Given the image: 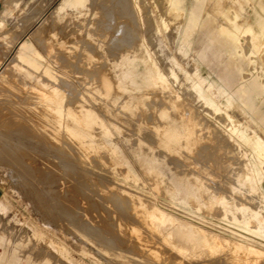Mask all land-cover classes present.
<instances>
[{"label":"rangeland","instance_id":"374dc122","mask_svg":"<svg viewBox=\"0 0 264 264\" xmlns=\"http://www.w3.org/2000/svg\"><path fill=\"white\" fill-rule=\"evenodd\" d=\"M121 1L0 0V264H264V0ZM196 63L216 96L184 79ZM194 175L245 210L189 198ZM160 211L219 242L181 241Z\"/></svg>","mask_w":264,"mask_h":264},{"label":"bare ground","instance_id":"6f19581e","mask_svg":"<svg viewBox=\"0 0 264 264\" xmlns=\"http://www.w3.org/2000/svg\"><path fill=\"white\" fill-rule=\"evenodd\" d=\"M91 1V0H90ZM112 1V0H111ZM116 1V0H115ZM118 1L119 0H117V3L115 2V4H120L121 5V3H118ZM123 1V0H122ZM121 1V2H122ZM128 1H130V0H128ZM107 2V1H106ZM110 2V1H109ZM132 2V1H131ZM104 3V2H103ZM125 3H126V0H125ZM125 3H123V5L125 4ZM157 3V2H156ZM99 4V3H98ZM100 4H102V3H100ZM99 4V5H100ZM104 4H106V3H104ZM112 4V3H111ZM114 4V5H115ZM64 5V4H63ZM122 5V6H123ZM126 5V4H125ZM128 5V4H127ZM130 5H131V3H130ZM133 5V4H132ZM204 5H205V3H204ZM16 6V5H15ZM106 6V5H105ZM105 6H104V8H105ZM107 6H108V4H107ZM106 6V7H107ZM109 6H110V4H109ZM113 6V5H112ZM117 7V6H116ZM125 7H127V6H125ZM252 7V6H251ZM12 8V7H11ZM124 8V7H123ZM122 8V9H123ZM128 8V7H127ZM120 9V8H119ZM103 10V9H102ZM108 10V9H107ZM109 10H111V9H109ZM124 10H126L127 11V9H125L124 8ZM160 10V9H159ZM10 11H11V9H10ZM111 11H113V10H111ZM133 11V10H132ZM176 11V10H175ZM107 12H110V11H107ZM115 12H116V10H115ZM114 12V14H116ZM118 12V11H117ZM125 12V11H124ZM11 13V12H10ZM123 13V12H122ZM126 13V12H125ZM6 14V13H5ZM105 14V13H104ZM103 14V15H104ZM112 13H110V15H111ZM131 14H133L132 12H131ZM106 15V14H105ZM125 17H128V16H126V15H124ZM123 16V17H124ZM77 17V16H76ZM108 17H112V16H109V14H108ZM114 17V16H113ZM120 17H122V16H120ZM133 17V16H132ZM134 18V17H133ZM169 18V17H168ZM111 19V18H110ZM113 19V18H112ZM130 19V18H129ZM132 19V18H131ZM158 19V18H157ZM42 20V19H41ZM103 21V20H102ZM239 21V20H238ZM134 22V21H133ZM168 22V21H167ZM117 23V22H116ZM121 23V22H120ZM161 23V22H160ZM102 24V23H101ZM134 24V23H133ZM41 25V24H40ZM171 26V25H170ZM122 27V26H121ZM229 27V24L227 23V22H225V20H224V18L221 16L220 17V19H219V22H218V25H217V29H218V42H219V46L221 47V43L223 42V40L225 39V38H229V33H228V30H227V28ZM65 28V27H64ZM131 28V27H130ZM171 28V27H170ZM107 29V28H106ZM120 29V28H119ZM118 29V30H119ZM118 30H117V32H118ZM122 30V29H121ZM130 30V29H129ZM129 30H128V32H129ZM114 31V30H113ZM116 32V33H117ZM128 32H126L127 34H128ZM133 32V31H132ZM59 33V32H58ZM120 33V32H119ZM129 33H131V31L129 32ZM118 34V33H117ZM127 34H126V36H127ZM16 35V34H15ZM46 35V34H45ZM129 35V34H128ZM133 35V34H132ZM134 36H135V34H134ZM63 37V36H62ZM115 37V36H114ZM120 37V36H119ZM125 37V36H124ZM129 37V36H128ZM163 37V36H162ZM166 37V36H165ZM242 37V36H241ZM131 38V37H130ZM129 38V39H130ZM164 38V37H163ZM121 39V38H120ZM120 39H118V40H120ZM131 39H133V38H131ZM114 40V39H113ZM117 40V39H116ZM123 40H124V38H123ZM125 40H127V38H125ZM177 40V39H176ZM19 41V40H18ZM53 47V46H52ZM43 49V48H42ZM190 49V46H188L187 48H186V50H185V53L188 51ZM60 50V49H59ZM252 50V49H251ZM146 52V51H145ZM56 53V52H55ZM37 56V55H36ZM57 57V56H56ZM71 57V56H70ZM1 59V58H0ZM10 59H11V57H10ZM58 59V58H57ZM60 60V59H59ZM7 61H9V60H7ZM61 61V60H60ZM85 62V61H84ZM3 63V62H2ZM8 64V63H7ZM63 64V63H62ZM74 64V63H73ZM69 65V64H68ZM2 66V65H1ZM76 66H77V64H76ZM101 66V65H100ZM8 67V66H7ZM11 67V66H10ZM104 67V66H103ZM1 69V68H0ZM104 69V68H103ZM73 70V69H72ZM99 70V69H98ZM159 71V70H158ZM161 71V70H160ZM5 72V71H4ZM94 72V71H93ZM177 72V71H176ZM71 73V72H70ZM9 75V74H8ZM13 76V75H12ZM12 76H11V78H12ZM189 76H195L194 77V79H195V81H198V82H200V83H203V84H205V88L207 89V90H210L211 92V95H213V96H216L217 95V92L213 89V81L211 80V82L209 81V80H205V78L203 79L202 78V76L199 74V71L197 70V63H196V65H195V69H194V71L192 72V71H185V76H184V79H186L187 81L189 80ZM60 77V76H59ZM64 77V76H63ZM152 77V76H151ZM156 77L158 78V79H165V76L163 75V74H160V73H156ZM178 77V76H177ZM66 78V77H65ZM179 78V77H178ZM35 79V78H34ZM68 79V78H67ZM40 81V80H39ZM48 81V80H47ZM93 81V80H92ZM41 82V81H40ZM51 82V81H50ZM215 82V81H214ZM68 83V82H67ZM218 83V82H217ZM51 84V83H50ZM98 84V83H97ZM92 85V84H91ZM58 86V85H57ZM160 87V86H159ZM186 89L187 90H193L195 93H196V97H197V99L198 100H201V102L205 105V106H207V107H209V108H213L214 110H215V112H218V111H220L219 109H217L216 107H214L212 104H211V102L208 100V98L202 93V92H200L199 90H197L194 86H193V84L191 83V84H187L186 86ZM225 87V86H224ZM245 87V86H244ZM8 88H10L9 86H8ZM68 88V87H67ZM226 88V87H225ZM102 89V88H101ZM161 89V88H160ZM53 91V90H52ZM171 92V91H170ZM246 92V91H245ZM173 93V92H172ZM220 93V92H219ZM32 94H34V93H32ZM137 94H138V92H137ZM210 95V96H211ZM67 98V97H66ZM220 99V98H219ZM263 99H264V97L262 98V100H261V103L260 104H258V108H257V111H256V113L254 114V118H253V120H254V122L255 123H258L259 125H260V127L263 129V131H264V109H263V107H262V101H263ZM65 102V101H64ZM66 103V102H65ZM175 104V103H174ZM64 105V104H63ZM4 106V105H3ZM13 106V105H12ZM86 106H88V105H86ZM3 108V107H2ZM116 108V107H115ZM169 108V107H168ZM10 110V109H9ZM12 111V110H11ZM14 111V110H13ZM130 111V110H129ZM179 112H181V111H179ZM12 113V112H11ZM118 113V112H117ZM134 114V113H133ZM167 113L165 112V111H163V113H162V117L163 118H165L167 115H166ZM182 114V113H181ZM262 114V118H261V120L259 121V120H257L256 119V116L257 115H261ZM11 115V114H10ZM79 115V114H78ZM113 115V114H112ZM119 115V114H118ZM1 116V115H0ZM174 116V115H173ZM226 117V116H225ZM13 118V117H12ZM65 118V117H64ZM183 119V118H182ZM11 120V119H10ZM41 120V119H40ZM136 120V119H135ZM222 120H224V119H222ZM240 120V119H239ZM105 121V120H104ZM226 120H224V123L226 124L227 122H229V121H226ZM44 122V121H43ZM112 122H113V120H112ZM143 122V121H142ZM207 122V121H206ZM232 122V121H231ZM241 122V121H240ZM263 122V123H262ZM19 123V122H18ZM180 124V123H179ZM230 124H232V123H230ZM257 124V125H258ZM121 125V124H120ZM156 125V124H155ZM248 125V124H247ZM186 126H188V132H186V135H187V146H188V150H192L194 147H195V145L198 143V138L197 137H194V125L190 122V123H188ZM199 126H200V124H199ZM231 126V125H230ZM229 127V126H228ZM232 128H233V132H235V131H237V129H238V127H234V126H231ZM230 127V128H231ZM251 127V126H250ZM162 128H163V132H166V131H169V130H171L172 132L170 133L171 134V137H165L164 138V142H167V141H170V142H172L173 144H176L177 142H178V138L177 137H175V134L173 133V130H175L176 128H177V126L175 125V124H173L172 122L171 123H169V122H167V123H164L163 124V126H162ZM184 128H186V127H184ZM208 128V127H207ZM17 129V128H16ZM15 130V129H14ZM182 130V129H181ZM28 131V130H27ZM130 131V130H129ZM19 132V131H18ZM246 132V131H245ZM242 133V132H241ZM164 134H166V133H164ZM39 135V134H38ZM197 135V134H196ZM261 135V134H260ZM214 135H212V137H213ZM247 136H248V134H247ZM250 136V135H249ZM34 137V136H33ZM45 137V136H44ZM204 137V136H203ZM208 137V136H207ZM211 137V136H210ZM218 137V136H217ZM244 137V136H243ZM251 137V136H250ZM260 137H262V136H260ZM216 138V137H215ZM264 138V137H263ZM41 139V138H40ZM182 139V138H181ZM70 141V140H69ZM218 141H219V139H218ZM33 142V141H32ZM51 142V141H50ZM71 143V142H70ZM219 143V142H218ZM227 143H228V141H227ZM68 144V143H67ZM209 144V143H208ZM8 145V144H7ZM207 145V144H206ZM229 145V144H228ZM58 147V146H57ZM204 147V146H203ZM51 148V147H50ZM213 148V147H212ZM142 149H143V147H142ZM172 150V149H171ZM208 150V149H207ZM43 152V151H42ZM207 152V151H206ZM206 152H205V154H206ZM46 153V152H45ZM156 153V152H155ZM197 153H198V150H197ZM255 153H256V155L257 156H259V157H261V156H264V143H262V145L260 146V147H256L255 148ZM144 155V154H143ZM209 155V154H208ZM242 155V154H241ZM35 156V155H34ZM44 157V156H43ZM71 157V156H70ZM194 157H196V156H194ZM193 157V158H194ZM233 157V156H232ZM33 158V157H32ZM153 158V157H152ZM198 158V157H197ZM79 159V158H78ZM195 159V158H194ZM201 159H203V158H201ZM153 160V159H152ZM159 160V159H158ZM167 160V159H166ZM165 160V161H166ZM193 160V159H192ZM72 160H70V162H71ZM178 161V160H177ZM74 162V161H73ZM68 163V162H67ZM169 163V162H168ZM174 163V162H173ZM41 164V163H40ZM57 164V163H56ZM149 164V163H148ZM177 164V163H176ZM182 164V163H181ZM31 165V164H30ZM63 165V164H62ZM174 165V164H173ZM55 166V165H54ZM149 166V165H148ZM169 166V165H168ZM33 167V166H32ZM71 167V166H70ZM78 167V166H77ZM99 167V166H98ZM251 167H252V165H251ZM39 168V167H38ZM45 168V167H44ZM43 168V169H44ZM171 169V168H170ZM48 170V169H47ZM46 170V171H47ZM54 170V169H53ZM231 170V169H230ZM45 171V172H46ZM165 171V170H164ZM190 171V170H189ZM193 171V170H192ZM196 171V170H195ZM80 172V171H79ZM151 172V171H150ZM176 172V171H175ZM175 172H174V174H175ZM207 173H208V171H206ZM218 172V171H217ZM238 172V171H237ZM34 173V172H33ZM43 173V172H42ZM49 173V172H48ZM76 173V172H75ZM168 172H166V174H167ZM197 173V172H196ZM103 174V173H102ZM186 174H189V173H187L186 172ZM193 174V173H192ZM195 174V173H194ZM49 175V174H48ZM69 175V174H68ZM151 175H153L152 173H151ZM196 175V174H195ZM194 175V176H195ZM242 175H244V174H242ZM264 175V174H263ZM42 176V175H41ZM47 176V175H46ZM52 176V175H51ZM71 176V175H70ZM186 176V175H185ZM200 176H202V174L200 175ZM204 176V175H203ZM86 177V176H85ZM154 177V176H153ZM181 177H182V175H181ZM180 177V178H181ZM196 177V176H195ZM45 178V177H44ZM176 178H177V176H176ZM190 178V177H189ZM194 178V177H193ZM201 178V177H200ZM200 178L199 177H196V180L194 181V189L192 188V187H190V188H192L193 190H192V194H190V196H189V198H193L194 200H196L200 205H202V206H207L208 208H214L215 206H221L222 208H224V209H226V210H231V211H235V210H237V209H244L245 210V207H241L237 202H235L234 200H229V199H227L226 197H221V196H218V194H216L215 193V191H211L210 190V188L211 187H207V185H205L203 182H202V180H200ZM207 178V177H206ZM206 178H204V179H206ZM256 178H258V179H260L261 180V175L259 174V173H256V172H253V171H250L249 173H247L244 177H243V180H247L246 182H250V181H252V180H255ZM154 179V178H153ZM241 179V178H240ZM54 180V179H53ZM155 180V179H154ZM180 180V179H179ZM189 180V179H188ZM194 180V179H193ZM65 181V180H64ZM82 181V180H81ZM209 181H210V179H209ZM61 182V181H60ZM76 182V181H75ZM80 182V181H79ZM84 182V181H83ZM58 183V182H57ZM87 183V182H86ZM104 182H102V184H103ZM191 183H193L192 181H191ZM81 184V183H80ZM246 184V183H245ZM256 184V183H255ZM69 185V184H68ZM75 185V184H74ZM79 185V184H78ZM217 185V184H216ZM247 185V184H246ZM245 185V186H246ZM71 186V185H70ZM88 186V185H87ZM159 186V185H158ZM166 186V185H165ZM49 187V186H48ZM47 187V188H48ZM60 187V186H59ZM160 187V186H159ZM168 187V186H167ZM257 187V186H256ZM45 188V187H44ZM55 188V187H54ZM189 188V187H188ZM213 188H214V186H213ZM49 189V188H48ZM67 189V188H66ZM65 189V190H66ZM74 189V188H73ZM82 189V188H81ZM95 189V188H94ZM93 189V190H94ZM160 189V188H159ZM171 189H173V188H171ZM55 190H56V188H55ZM89 190V189H88ZM98 190V189H97ZM259 190V189H258ZM39 191V190H38ZM47 191V190H46ZM54 191V190H53ZM185 191V190H184ZM43 192V191H42ZM59 192V191H58ZM60 192H61V190H60ZM66 192V191H65ZM82 192H83V190H82ZM93 192V191H92ZM114 192V191H113ZM190 192V191H189ZM66 193H68V192H66ZM77 193V192H76ZM79 193V192H78ZM96 193V192H95ZM255 193V192H254ZM44 194V193H43ZM50 194V193H49ZM54 194V193H53ZM62 194V193H61ZM64 194V193H63ZM82 194V193H81ZM114 194V193H113ZM186 194V193H185ZM221 194V193H220ZM258 194V193H257ZM47 195V194H46ZM56 195V194H55ZM58 195H60V194H58ZM67 195V194H66ZM76 195V194H75ZM89 195V194H88ZM92 195V194H91ZM235 195V194H234ZM44 196V195H43ZM65 196V195H64ZM71 196V195H70ZM85 196V195H84ZM116 196V195H115ZM45 197V196H44ZM58 197V196H57ZM60 197V196H59ZM59 197L57 198V199H59ZM92 197V196H91ZM106 197V196H105ZM54 198H56V197H54ZM66 198V197H65ZM53 199V198H52ZM71 199V198H70ZM76 199V198H75ZM108 199H109V197H108ZM115 199V198H114ZM113 199V200H114ZM77 200V199H76ZM104 200V199H103ZM190 200H192V199H190ZM111 201V200H110ZM46 202H48L47 200H46ZM60 201H57V203H59ZM98 202V201H97ZM115 202V201H114ZM122 202V201H121ZM196 202V203H197ZM51 203V202H50ZM49 203V204H50ZM99 203H101V202H99ZM191 203H192V201H191ZM46 204V203H45ZM60 204H62V203H60ZM93 204V203H92ZM115 204H118V202L116 201V203ZM44 205V204H43ZM53 205H54V203H53ZM63 205V204H62ZM80 206V205H79ZM90 206V205H89ZM106 206V205H105ZM61 207V206H60ZM66 207V206H65ZM76 207H77V205H76ZM58 208H59V206H58ZM93 208V207H92ZM219 208V207H218ZM75 210V209H74ZM117 210H119V209H117ZM72 211V210H71ZM99 211V210H98ZM220 211V210H219ZM66 212V211H65ZM73 213H75V212H73ZM90 213V212H89ZM109 213V212H108ZM107 213V214H108ZM213 213V212H212ZM211 213V214H212ZM126 214V213H125ZM77 215V214H76ZM91 215V214H90ZM238 215V214H237ZM67 216V215H66ZM72 216V215H71ZM70 216V217H71ZM74 216V215H73ZM230 217V216H229ZM81 218V217H80ZM113 218V217H112ZM111 218V219H112ZM259 218V217H258ZM154 219L156 220V221H158V220H165V221H167L168 222V225L169 226H172L173 227V229H174V231H173V236H177V237H179L180 238V240L181 241H183V242H185V243H189V242H191V241H193V240H197V242L198 243H200V244H202V245H205V246H207V247H214V246H216L217 245V243L219 242V240L218 239H220L218 236H216L215 234H212V233H209V232H206V231H204L202 228H195V227H192V226H190L186 221H179V220H177L176 218H174V216H172V215H170V214H167V213H165V212H163V211H160V212H158V213H156V215L154 216ZM185 219V218H184ZM76 220V219H75ZM74 220V221H75ZM78 220V219H77ZM81 220V219H80ZM127 220V219H126ZM102 221V220H101ZM109 221V220H108ZM228 221V220H227ZM107 222V221H106ZM192 222V221H191ZM230 222V221H229ZM228 222V223H229ZM226 223V222H225ZM82 224V223H81ZM108 224V223H107ZM114 224V223H113ZM79 225V224H78ZM88 225V224H87ZM96 225V224H95ZM82 226V225H81ZM83 226H84V224H83ZM101 228H102V226H101ZM95 229V228H94ZM206 230V229H205ZM210 231V230H209ZM104 233V232H103ZM112 233V232H111ZM110 234V233H109ZM256 234V233H255ZM113 235H115L114 233H113ZM172 236V237H173ZM226 237V236H225ZM155 238V237H154ZM229 239V238H228ZM108 240V239H107ZM119 240V239H118ZM120 241V240H119ZM222 241V240H221ZM151 243V242H150ZM230 243V242H229ZM224 244V243H223ZM148 245V244H147ZM227 247V246H226ZM233 247V246H232ZM183 248V247H182ZM181 248V251L182 250H184V251H187V250H189V247H187V248H185V249H182ZM234 252H241L240 251V248L239 247H237V246H235V247H233V249H232ZM222 251V250H221ZM245 251H247V250H245ZM257 251V250H256ZM261 253H263V252H261ZM193 254V253H192ZM234 254V253H233ZM245 254H246V252H245ZM254 254V253H253ZM243 255V254H242ZM257 255H258V253H257ZM261 258V257H260ZM7 259V258H6ZM229 259V258H228ZM250 259V258H249ZM254 260V259H253ZM258 261V260H257ZM219 262V261H218ZM240 262H241V260H240ZM243 262V261H242ZM241 262V263H242ZM246 263V262H245ZM249 263V262H248ZM257 263V262H256ZM253 264V263H252Z\"/></svg>","mask_w":264,"mask_h":264},{"label":"crops","instance_id":"0c3cea01","mask_svg":"<svg viewBox=\"0 0 264 264\" xmlns=\"http://www.w3.org/2000/svg\"><path fill=\"white\" fill-rule=\"evenodd\" d=\"M263 4V3H262ZM260 5V8L262 9V12H263V5ZM262 12H260V14L263 16V13ZM230 40H231V38H230ZM231 51V50H230ZM229 56H230V65L232 66L234 63H232V59L234 58L233 57V53L232 52H230V54H229ZM235 56V58H236V56H237V53L234 55ZM231 71H234L233 69H231Z\"/></svg>","mask_w":264,"mask_h":264}]
</instances>
